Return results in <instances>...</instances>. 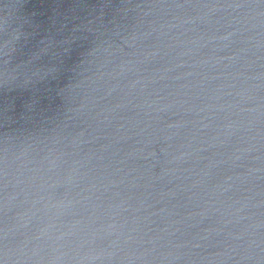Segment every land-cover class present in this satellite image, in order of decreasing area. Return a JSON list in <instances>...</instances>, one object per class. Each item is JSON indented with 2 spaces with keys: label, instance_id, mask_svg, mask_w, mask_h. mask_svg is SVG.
Segmentation results:
<instances>
[{
  "label": "water",
  "instance_id": "water-1",
  "mask_svg": "<svg viewBox=\"0 0 264 264\" xmlns=\"http://www.w3.org/2000/svg\"><path fill=\"white\" fill-rule=\"evenodd\" d=\"M0 264H264V0H0Z\"/></svg>",
  "mask_w": 264,
  "mask_h": 264
}]
</instances>
